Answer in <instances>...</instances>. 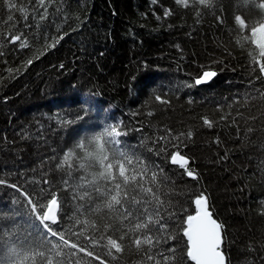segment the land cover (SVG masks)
<instances>
[{"label": "trees", "instance_id": "obj_1", "mask_svg": "<svg viewBox=\"0 0 264 264\" xmlns=\"http://www.w3.org/2000/svg\"><path fill=\"white\" fill-rule=\"evenodd\" d=\"M165 9L172 15L165 17ZM50 12L49 21L42 22L48 25L45 30L50 37L66 35L26 70L22 61L39 55L43 40H35V28L23 29L16 13L17 28L30 44L21 50L18 42H2L11 26L0 24V179L35 191L48 188L38 183L47 179L62 189L53 157L103 126L119 124L127 149L165 169L171 183L163 190L175 189L177 213L185 208L194 212L193 194L208 197L214 218L223 225L229 264H264V77L255 78L251 46L242 49L236 43V0L187 9L174 0H54ZM8 15L0 4V17ZM17 67L21 72L10 77L7 69ZM205 70L216 71V77L196 86ZM153 90L170 103L157 102ZM204 117L212 127L204 125ZM67 119L73 123L59 122ZM168 129L177 135L192 132L190 140L181 138L179 150L189 158L197 180L166 155L149 151ZM65 195L63 228L74 211L71 193ZM15 198L14 189L0 185V210L16 208L11 203ZM179 223L178 218L171 221L173 230ZM90 250L106 264H136L139 259L134 250L115 260L101 248ZM77 255L81 264H99Z\"/></svg>", "mask_w": 264, "mask_h": 264}, {"label": "snow or ice", "instance_id": "obj_2", "mask_svg": "<svg viewBox=\"0 0 264 264\" xmlns=\"http://www.w3.org/2000/svg\"><path fill=\"white\" fill-rule=\"evenodd\" d=\"M174 2L185 9L195 8L197 4L203 8L215 6V0H192L191 4L190 0ZM53 3L54 0H30L26 7L14 0H0L9 12L6 20L0 17V24L11 26L2 34V42L13 45L18 42L21 50L30 47L24 31L17 28L20 20L15 14L19 13L24 22L22 28L28 31L35 28V40L42 39L44 43L39 55L22 61L23 70L32 65L34 59L54 49L66 35L50 37L45 30L47 23H42L49 21ZM236 4L237 12L232 20L236 26V43L242 49L251 46L248 55L255 78L259 80L264 77V0H236ZM164 15L170 16L172 11L165 9ZM196 15H200L199 10ZM217 19L223 23L222 16L217 15ZM32 20L37 23H31ZM13 29L17 34H13ZM7 71L11 77L13 73H20L21 68ZM215 75L214 71L205 70L196 77L195 84L205 83ZM155 100L170 103L159 94H155ZM76 119L81 117L77 115ZM202 119L204 125L212 127L209 119ZM59 122L73 123L70 119ZM125 134L119 124L105 125L79 139L63 151L61 157H53L54 167L62 173V189L60 185L53 188L47 179L38 182L48 185L39 191L0 179V185H7L18 193V198L11 202L16 208L0 210V264H81L78 253L106 264L105 259L90 250L95 248L103 249L113 260L117 259V254L134 250L139 257L136 264H229L222 247L223 225L214 218L208 197L203 192L193 194L194 212L185 208L177 213L172 203L175 189L163 190L171 183L165 169L127 149L120 139ZM192 135L191 131L177 135L168 129L167 135L158 137L154 142L156 147L149 151L157 156L166 155L183 174L197 180V173L189 167V158L179 150L183 143L181 138L190 140ZM170 146L176 150L170 151ZM68 193H71L74 211L69 217V226L63 228L61 224L67 214L65 194ZM260 214L264 215V208ZM175 218L180 223L173 230L171 221ZM69 256L75 259H66Z\"/></svg>", "mask_w": 264, "mask_h": 264}, {"label": "water", "instance_id": "obj_3", "mask_svg": "<svg viewBox=\"0 0 264 264\" xmlns=\"http://www.w3.org/2000/svg\"><path fill=\"white\" fill-rule=\"evenodd\" d=\"M216 73V72H215ZM216 76V75H215ZM215 76L214 77H212L210 80H208L207 82H205V83H202V84H199V85H197V84H195L196 86H201V85H207V84H209L214 78H215ZM176 166V165H175ZM194 209H195V207H194Z\"/></svg>", "mask_w": 264, "mask_h": 264}]
</instances>
